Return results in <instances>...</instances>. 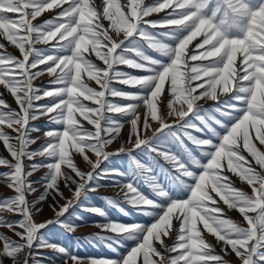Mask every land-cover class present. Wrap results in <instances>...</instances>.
Listing matches in <instances>:
<instances>
[{
    "label": "snow or ice",
    "instance_id": "6c2138e0",
    "mask_svg": "<svg viewBox=\"0 0 264 264\" xmlns=\"http://www.w3.org/2000/svg\"><path fill=\"white\" fill-rule=\"evenodd\" d=\"M0 40V264H264V0H0ZM76 208L116 258L45 237Z\"/></svg>",
    "mask_w": 264,
    "mask_h": 264
},
{
    "label": "rangeland",
    "instance_id": "374dc122",
    "mask_svg": "<svg viewBox=\"0 0 264 264\" xmlns=\"http://www.w3.org/2000/svg\"><path fill=\"white\" fill-rule=\"evenodd\" d=\"M50 15H51L50 13L45 14V16L42 17L41 19L48 18ZM0 42H4V41L0 40ZM8 51L10 53L16 54V50L12 47H9ZM35 83H36V85H38L40 87H47L48 86V78L46 76L42 77V78L38 79ZM91 86H95L94 82H91ZM0 91H4L2 89V87H0ZM3 98L13 108L16 107L13 98L9 94H7L6 92L4 93ZM210 105H211V103L206 104L205 107H209ZM31 123L34 127H38L42 131L45 130L47 127H49L48 122L44 119L36 120V121L31 122ZM124 134L125 135L127 134V127H125V129H124ZM32 135L41 137L39 140L36 141L35 144L30 145V149L35 150L41 143H43V136H42V132L41 133H33ZM121 142L122 141L115 142L111 146L110 150H114L116 147L119 146V143H121ZM0 156L7 157L10 159V156H9L8 152L6 151V149L4 148L2 142H0ZM27 163H30V162H26V164ZM114 163L123 165L126 163V157L125 158L116 157V158H114ZM6 170L7 169L0 167V171H6ZM44 171H45L44 169H41L40 171L34 173L33 176L30 177V179L33 181H39L40 178L43 176ZM35 186L37 188H40L39 183H36ZM61 187H62V190L65 192V195H68L67 189L63 188V185ZM237 187H244V185H242L239 181H237ZM245 190H247V189H245ZM10 195H12L11 190L8 189L4 184L0 183V199H3V198L10 196ZM29 199L31 200L32 196H29ZM109 199L121 200V197L118 194V189H116L114 187L101 188L97 192L90 193L89 198L85 203L103 207L108 212V214L114 219L136 220L139 218L138 214H135V213L130 214L128 217H124L123 214L119 212L118 208L113 207L112 205L108 204ZM121 205L123 207H125V209L127 210L128 206L126 204H124L122 200H121ZM42 207H43V212L41 215H39L37 217L38 220L43 221L45 219H51L54 217V213H53L51 207L49 206V203L43 204ZM3 215L7 216L11 219H16L15 216H12L9 213H3ZM227 215L229 217L233 218L234 220H236L237 222H240L242 219L236 211H229L227 213ZM81 217L83 218V222H82L83 227H85L86 225H88L90 223H93L96 220H100V221L103 220V218H99V217L92 215L90 213L82 212L80 208H76L73 211L70 219L75 220V219H79ZM0 233H3V234L8 235V236H12V233L9 232L7 228H0ZM96 233H98V232L90 233L88 236L86 234L78 235L77 236L78 239H76L71 234L64 232L60 228L59 225H54V226H50V231L45 233V237L49 238V239L58 240L60 243L67 246L68 249L70 251H72L73 253H74V251H76L80 254H87L91 251V253L93 252L92 254H99V255L101 254V256L105 255L106 257L116 258V255H117L116 253L112 252L110 249H108L104 245L96 242L93 239V236ZM12 238L15 239L14 236ZM208 238L212 239L210 236ZM88 242H91L92 244L96 245V247H92V248L88 247V245H87ZM81 244L87 245L86 248H80ZM40 252L42 254L43 259L46 262L49 260L50 256L52 255L50 250H47V249H42V250H40ZM74 254H77V253H74ZM230 259H234V258H230ZM5 264H9V262L5 261ZM56 264H59V263H56Z\"/></svg>",
    "mask_w": 264,
    "mask_h": 264
},
{
    "label": "crops",
    "instance_id": "0c3cea01",
    "mask_svg": "<svg viewBox=\"0 0 264 264\" xmlns=\"http://www.w3.org/2000/svg\"><path fill=\"white\" fill-rule=\"evenodd\" d=\"M209 103H211V102H209ZM161 163H163V161H161ZM94 232H100V229H98L97 227H95L94 226V223H90V224L86 225L85 227L80 226L79 228H77V230L74 233H71V235L74 238L78 239V237H77L78 235H84V234H86L88 236L90 233H94ZM87 245L90 248L96 247V245L92 244L91 242H88ZM87 245L81 244L80 248H86ZM74 253H77L76 255H78L80 257H84V258H88V257H106L105 255L104 256H101V254L100 255L99 254H92L93 252L91 253V251L89 253H87V254H80V253H78L76 251H74ZM56 263L62 264L61 261H57ZM69 264H70V262H69Z\"/></svg>",
    "mask_w": 264,
    "mask_h": 264
}]
</instances>
